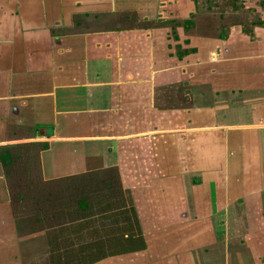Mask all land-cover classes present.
I'll list each match as a JSON object with an SVG mask.
<instances>
[{"label":"crops","instance_id":"obj_1","mask_svg":"<svg viewBox=\"0 0 264 264\" xmlns=\"http://www.w3.org/2000/svg\"><path fill=\"white\" fill-rule=\"evenodd\" d=\"M195 13V0H0V240L24 152L45 183L117 174L144 242L128 264H264V8L222 37L192 30Z\"/></svg>","mask_w":264,"mask_h":264},{"label":"rangeland","instance_id":"obj_2","mask_svg":"<svg viewBox=\"0 0 264 264\" xmlns=\"http://www.w3.org/2000/svg\"><path fill=\"white\" fill-rule=\"evenodd\" d=\"M263 3L264 0H197V12L191 16L196 27L192 30L216 35L220 28L222 32L227 25L240 24L247 31L260 19ZM23 153L16 155L11 173H7L15 233L12 240L8 234L1 235L0 264H80L83 248L97 239L109 248L113 238H124L129 232L141 234L133 203L115 172L91 171L71 180L45 183L39 176L37 158L25 159ZM36 232L45 236V243H34L32 247L25 240H32ZM124 246L127 248L126 243ZM141 253H125L93 264L139 262ZM12 256H17L18 262H8ZM181 260L177 262L184 259Z\"/></svg>","mask_w":264,"mask_h":264},{"label":"trees","instance_id":"obj_3","mask_svg":"<svg viewBox=\"0 0 264 264\" xmlns=\"http://www.w3.org/2000/svg\"><path fill=\"white\" fill-rule=\"evenodd\" d=\"M195 12H197V0H195ZM256 24L264 25L263 22H257ZM182 25L185 31L186 29L188 30L189 27L193 26L190 20L184 21ZM223 29H225V27L222 28V32L220 28L216 36L222 37L224 35ZM79 205L81 207H84V205L80 202H79ZM135 224H136V221H135ZM95 241H94L95 243L93 242L94 244L84 247L83 250L81 251L82 253L78 258V259H81L82 261L80 264H93L104 258L115 257V256H119L125 253H135V252L142 251L144 249V242L141 238L139 231L136 234L129 232L128 234L124 235V238L122 235L121 239H118V238L111 239L110 241L113 242V246L109 248H107L105 245H102L103 243L101 242V239H97ZM124 242L126 243L127 248H125Z\"/></svg>","mask_w":264,"mask_h":264}]
</instances>
